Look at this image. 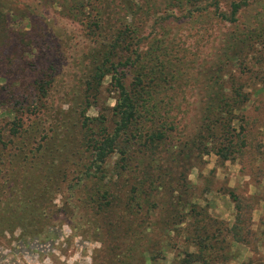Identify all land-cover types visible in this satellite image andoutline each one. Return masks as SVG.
<instances>
[{"label":"rangeland","instance_id":"374dc122","mask_svg":"<svg viewBox=\"0 0 264 264\" xmlns=\"http://www.w3.org/2000/svg\"><path fill=\"white\" fill-rule=\"evenodd\" d=\"M230 1L233 0H198L192 4L189 0H0V127L17 119L24 126L38 124L34 126L36 142L45 141L59 155H67L69 161L63 167L77 179L79 191L66 192L71 194L69 203L76 207L72 214L78 218L82 212L88 219L87 231H83L88 241L79 238L80 220L77 226L67 225L66 230L77 227L78 233L69 241L68 249L52 252L49 264H181L180 253L188 246L174 233L162 234L154 225L156 217L166 213V191L165 195L159 194L156 216L148 213L152 200L147 189L152 176L151 160L142 161L132 148L127 164L131 161L133 170H118L121 155L116 152L108 158L104 181L94 168H89L91 157L82 123L84 118H98L100 114L110 120L107 108L114 106L116 95L109 76L99 87L93 83V90L88 88V82L122 20L135 21L137 35L142 39L139 52L146 53L147 59L151 58L150 52H157L159 58L152 63L163 65L159 97L171 103L168 110L178 132L175 138L180 136L178 141L184 143L195 137L207 127L206 108L209 93L214 91L211 74L218 67L222 40L229 31L236 30L235 25L219 23L214 17L216 3L219 11L227 14ZM138 8L136 18L133 13ZM244 26L257 32L264 29V0L239 14L238 28ZM243 56L248 57L245 69H236L231 75L217 72L222 76L219 82L224 92H229L234 83L247 96L243 109L234 112L231 124L242 136L238 149L228 151L225 160L216 153L204 155L188 171L196 196L202 198L200 205L228 225L227 220L233 222L235 216V203L228 192L243 206L261 207L260 222H264V44L255 43L250 55ZM121 70L130 74L122 66L118 72ZM43 75L50 85L39 99L36 113L26 107L16 110L17 96L24 105L28 100L31 104L30 94L37 91ZM84 196L87 204H81ZM62 200L58 197L54 204L60 207ZM109 200L114 213L105 207ZM140 220L144 223L138 227ZM130 227L134 234L128 236ZM253 233V238L242 235L252 244L259 242L257 248L264 250V230ZM236 247L240 246L233 247L232 260L239 258ZM12 253L20 264L24 260L38 263V256L31 251ZM254 260L253 264H264L259 250Z\"/></svg>","mask_w":264,"mask_h":264},{"label":"trees","instance_id":"16d2710c","mask_svg":"<svg viewBox=\"0 0 264 264\" xmlns=\"http://www.w3.org/2000/svg\"><path fill=\"white\" fill-rule=\"evenodd\" d=\"M189 1L194 4L198 0ZM259 1H230L227 14L220 12L216 3L214 17L219 23L235 25L236 30L229 31L222 40L218 67L211 74L214 77V82L211 83L214 91L209 93L210 104L206 108L207 127L184 143L178 141L180 136L175 138L178 132L168 110L171 103L159 97V87L164 81L160 69L163 65L152 63L159 55L152 51L151 58L147 59L146 53L139 52L142 39L137 35L139 28L135 21L122 20L121 28L114 34L112 44L102 54L103 59L88 82V88L93 90V83L99 87L105 77L109 76L116 95L114 106L107 108L110 120L105 114H100L98 118H84L82 123L86 131L85 145L91 157L89 168H94L103 180L108 158L118 152L121 155L118 170L129 167V171H132L131 161L129 166L127 164L132 148L137 150L142 161L151 160L152 176L147 189L152 200L148 213L149 216H156L161 192L165 195L166 191V213L162 217H156L154 225L159 226L162 234L174 233L175 237L181 238L188 246L187 250L180 253L181 264H227L235 256L232 255L235 245L257 249L255 244L258 242L252 244L242 235L244 233L255 237L251 216L253 206L248 208L241 205L239 199L228 192L227 195L235 203L234 221L228 225L217 220L207 208L200 205L202 198L196 196L188 180V171L204 155L216 153L225 160L228 151L233 153L232 148L238 149V140L242 136L231 128V124L235 119L234 112L243 109L247 96L234 83L230 84L229 92H224L222 83L219 82L222 76L218 73L225 71L231 75L236 69H245L244 60L248 57L243 55H250L255 43L264 44V29L257 32L247 26L238 28L239 14ZM134 12L136 14L133 15L137 18L139 8ZM256 23H260L258 17ZM118 66L124 67L130 74L127 75L123 70L118 72ZM49 85L47 76L43 75L37 91L30 94V97L33 94L31 104L30 100H25V106L17 96L15 109L21 111L26 107L31 109L30 113L35 114L39 108L38 101L45 95L46 86ZM35 125L38 124L24 126L22 120L17 119L0 127V235L19 229L24 237L38 236L46 233L49 226L76 218L72 214L76 207L73 208L69 203L71 194L67 193H76L79 186L75 184L76 177L71 178L70 170L63 167L69 158L67 155H59L45 141L36 142ZM53 145L57 147L56 143ZM58 197L63 199L60 207L54 204ZM104 197L107 198V195ZM81 199V204L83 201L87 204V196ZM111 202L109 200L105 207H110L114 213ZM80 210L83 211L82 205ZM78 220L83 223L82 230L87 231V215L81 212ZM137 223L139 227L144 222L140 220ZM133 234L130 227L127 235ZM254 261L247 264H253Z\"/></svg>","mask_w":264,"mask_h":264},{"label":"flooded vegetation","instance_id":"af4514ba","mask_svg":"<svg viewBox=\"0 0 264 264\" xmlns=\"http://www.w3.org/2000/svg\"><path fill=\"white\" fill-rule=\"evenodd\" d=\"M78 225V218H75L73 220H66L64 222H61L60 224L56 226H49L47 228V232L44 234H40L38 236L33 237H24L22 236V232L19 229H16L13 233H5L4 235H0V247L2 249H8V253H3L2 249L0 250V264H20L17 260L14 259L15 254L12 252H15V250H18L20 252H27L34 253L38 256V263L37 264H49L51 262V259L49 256L56 252H59L58 249L67 248L69 247V241L75 237L74 235L78 233V228L75 227L72 230H66L67 225ZM81 229H83V223L80 222ZM60 232V234L58 233ZM79 238L85 242H87V238H84L83 230L79 231ZM60 253V252H59ZM23 254H17L18 256H23ZM17 257V256H16ZM31 257V256H30ZM45 257V258H44ZM14 261H13V259ZM27 261L24 260L23 264Z\"/></svg>","mask_w":264,"mask_h":264},{"label":"crops","instance_id":"0c3cea01","mask_svg":"<svg viewBox=\"0 0 264 264\" xmlns=\"http://www.w3.org/2000/svg\"><path fill=\"white\" fill-rule=\"evenodd\" d=\"M261 207L257 206L253 212H252V230L253 231H257V230H264V222L261 223L260 220L262 218V214H261ZM227 222L229 224H232L233 222H230V220H227ZM259 243V242H258ZM257 244L256 247H257ZM236 246H240L239 248H237V253L239 255L238 259L232 260L227 264H242V263H248L251 260H254V255L255 252L257 253V251L259 250V254H261L262 257H264V250H261L259 248H257L256 250H253L249 247L246 246H242V245H236ZM258 256V255H257ZM264 263V261H263Z\"/></svg>","mask_w":264,"mask_h":264}]
</instances>
